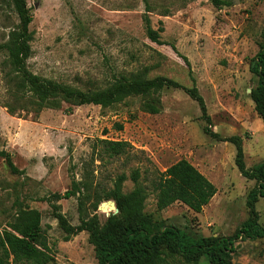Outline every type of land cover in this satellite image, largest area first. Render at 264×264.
<instances>
[{"label": "rangeland", "instance_id": "374dc122", "mask_svg": "<svg viewBox=\"0 0 264 264\" xmlns=\"http://www.w3.org/2000/svg\"><path fill=\"white\" fill-rule=\"evenodd\" d=\"M146 1L151 28L158 23L162 27L160 44L144 35L143 0H25L31 15L25 68L32 74L84 89L103 88L120 75L143 70L146 78L163 77L179 86L159 93L157 114L140 111L136 98L105 109L81 105L68 114L63 105L37 116H11L0 106V151L21 171L10 174L0 158V223L11 213L14 199L37 210L57 264H97L86 233L62 241L50 205L38 200L69 189L72 179L80 180L82 168L90 172L100 196L120 173L126 177L121 191L128 192L133 186L129 172L137 169L147 192L143 210L152 216V232L171 225L194 239L228 237L248 215L245 201L253 181L236 170L232 144L202 132L205 123L198 107L183 89L191 87V77L210 131L221 138H241L246 169L264 161V127L248 95L256 83L249 66L264 32V0H224L227 4L218 7L209 0ZM16 24L13 12L0 4V44ZM5 57L0 48V61ZM3 94L0 74V102ZM95 139L125 141L135 156L90 162ZM179 159L188 161L216 189L197 213L180 203L155 209L152 171L162 172ZM54 204L69 225L77 224L74 197ZM254 208L264 227L263 199L257 198ZM87 210L91 212L90 206ZM95 213L102 222L113 210L104 212L97 206ZM233 247L232 264H264V238H237ZM167 260L183 264L179 257ZM197 264L210 263L203 255Z\"/></svg>", "mask_w": 264, "mask_h": 264}, {"label": "trees", "instance_id": "16d2710c", "mask_svg": "<svg viewBox=\"0 0 264 264\" xmlns=\"http://www.w3.org/2000/svg\"><path fill=\"white\" fill-rule=\"evenodd\" d=\"M214 7L226 5L224 0H209ZM8 7L17 19V24L10 28L6 40L0 48L6 57L0 61V74L4 94L0 106L11 116H37L43 110H60L71 112L73 107L81 105L110 108L129 98L138 99L139 110L147 114H157L160 110L159 93L166 88L179 86L163 77L146 78L144 71L120 75L103 88L79 89L51 79L32 74L25 68V60L30 54V32L28 25L31 15L25 0H0ZM144 11L142 23L145 37L152 43L160 44L159 34L162 27L153 30L150 25L148 4L143 0ZM173 49V47H172ZM184 63L187 61L182 57ZM250 72L256 77L255 86L249 89V98L253 111L264 127V32L258 48L251 59ZM188 75L190 73L188 71ZM190 88H184L185 94L196 103L200 119L205 123L202 132L217 141L228 142L234 147L233 164L241 177L253 181V188L248 192L245 207L248 210L246 219L237 227L233 236H209L194 239L174 226H162L157 231H150L153 225L152 216L144 212L147 192L139 181L137 169L129 172L132 188L123 193L124 173L115 175L109 189L92 185L90 172L81 169L79 181L71 180L69 189L63 193H52L38 200L51 207L53 219L63 234L62 241L80 232H85L87 242L93 248L97 264H171L167 258L179 257L183 264H197L205 255L210 264H232L231 253L234 250L233 240H254L264 238V227L257 222L254 204L257 198L264 201V161L246 169L243 162L241 138L238 136L219 137L209 130L210 120L205 111L201 96L198 94L193 79ZM118 130L121 129L117 125ZM131 147L125 141L95 139L90 146V162L100 164L119 157H134ZM10 174H21L12 164L10 156L0 151ZM151 192L155 199V209L161 211L174 203H180L193 212H199L216 192L209 182L194 166L184 159H179L162 172L152 171ZM74 197L77 208V224L71 226L55 205L61 199ZM111 200L117 213L108 215L99 222L95 211L101 200ZM87 206H90L88 212ZM11 213L7 214L3 224L0 223V264H57L40 226V215L35 209L22 206L14 199Z\"/></svg>", "mask_w": 264, "mask_h": 264}, {"label": "water", "instance_id": "95a60500", "mask_svg": "<svg viewBox=\"0 0 264 264\" xmlns=\"http://www.w3.org/2000/svg\"><path fill=\"white\" fill-rule=\"evenodd\" d=\"M249 91V90H248ZM106 207H109L110 209L113 210V213L112 215L116 214L117 213V209L115 208L114 206V203L112 201H104V202H101L99 205H98V210L102 211L104 210ZM107 214V213H105ZM107 216V215H106Z\"/></svg>", "mask_w": 264, "mask_h": 264}, {"label": "bare ground", "instance_id": "6f19581e", "mask_svg": "<svg viewBox=\"0 0 264 264\" xmlns=\"http://www.w3.org/2000/svg\"><path fill=\"white\" fill-rule=\"evenodd\" d=\"M109 207H106L103 211L106 212L108 210Z\"/></svg>", "mask_w": 264, "mask_h": 264}]
</instances>
